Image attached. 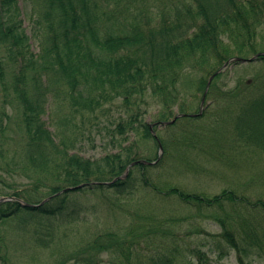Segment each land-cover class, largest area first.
Listing matches in <instances>:
<instances>
[{
  "label": "trees",
  "instance_id": "trees-1",
  "mask_svg": "<svg viewBox=\"0 0 264 264\" xmlns=\"http://www.w3.org/2000/svg\"><path fill=\"white\" fill-rule=\"evenodd\" d=\"M43 1L45 10L41 11L43 15L37 20L39 25L46 21L42 51L36 53L31 49L18 0H0V44L7 47L9 60L20 64L18 72L14 73V86L21 104L18 108L20 126L29 139L27 157L33 163H39L38 168L45 178L56 179L58 184L48 186L49 190L44 195L36 186L27 191V195L21 190H15L10 195L35 204L44 197L66 190L38 206L23 205L19 200L0 202V223L23 219L21 222L26 224V228L32 224L34 239L51 248L62 226L89 221L85 206L82 214L70 193H92L111 202L114 198L111 200V196L133 194V184L138 182L149 192L163 199L175 198L199 213L216 208L219 212L216 219L221 226L218 240L224 241L219 244L236 249L239 263L247 264L243 255H250L253 249L250 246L261 244L262 240L257 229H252L254 220H238L231 213L221 214L220 211H226L225 199L232 203L234 212L239 216L242 214L238 206L245 205L244 208L251 212L259 206L264 210V202L243 199L236 190L229 188L210 197L169 182L158 184L154 179L150 183L149 167L153 169L171 159L175 166L178 163L176 157L179 151H170L165 137L157 135L164 147L162 159L155 164L138 162L129 169L125 178L114 179L136 160L151 162L158 159L157 154L153 158L140 156L132 143L125 144L130 132H142L145 140H151L159 147L150 123L140 116L147 112L141 106L148 103L149 97L162 105L156 122L169 120L182 90L178 88L179 84L196 81L198 88L204 91L209 77L232 56H244L245 48H250L252 53L259 51L255 46L258 33L264 31V0H169L173 9L168 8L167 0H146L152 2V12L137 18V22L130 21L127 28L115 26L121 22L112 15L115 9L108 7L112 0ZM259 59H264V56ZM4 65L5 60L0 54L2 82L6 79ZM222 74H217L214 79H219ZM44 76L54 84L58 97L65 96L71 114L70 122L72 115L95 114L114 96H123L129 110H125L124 119L116 125V131L125 137L120 149L100 158H90L72 151L65 141L57 142L59 140L43 118L45 95L49 88V83L44 84ZM30 77L33 79L32 87L26 81ZM245 101L242 111L236 115V131L246 142L248 138H253L259 143L257 140L264 137L261 138L254 127L264 123V95ZM134 104L137 109L133 108ZM250 106L258 110L246 112ZM179 111L185 112V108L180 106ZM243 115L246 120L241 119ZM199 117L177 116L175 113L172 124L182 118L192 120ZM62 134L65 137V132ZM182 159L179 157L180 165L188 166L186 159ZM177 208L173 207L174 213L170 209V214L166 216L167 220L173 221L171 226L174 231ZM234 220H238L239 230L236 227L233 230ZM167 230L170 228L167 227ZM238 231H242V235ZM125 243V238L109 231L105 236L91 239L74 255L63 256L54 264H146L126 254ZM106 252H120L123 258L106 263L103 258ZM205 253L200 250V257H205ZM176 261L167 259L168 264H178L179 261Z\"/></svg>",
  "mask_w": 264,
  "mask_h": 264
},
{
  "label": "rangeland",
  "instance_id": "rangeland-1",
  "mask_svg": "<svg viewBox=\"0 0 264 264\" xmlns=\"http://www.w3.org/2000/svg\"><path fill=\"white\" fill-rule=\"evenodd\" d=\"M150 1L112 0L108 7L115 9L112 15H115L116 21L121 22L115 26L127 28L130 21L137 22V18L150 14ZM18 2L23 28L30 37L31 47L36 53L41 52L47 31L46 21L39 25L37 20L43 15L41 11L45 10L44 1ZM166 3L168 8L173 9L169 0ZM104 4L107 6V2L104 1ZM257 37L256 50H264V31L259 32ZM1 46L6 83L0 79V199L15 190H21L27 195V191L33 190L35 186L44 195L49 190L48 186L58 183L47 175L45 178L38 168L39 163H33L27 157L29 139L20 126L21 115L18 108L21 104L14 86V73L18 72L20 64L10 61L7 47ZM250 50L245 48L243 57H252L254 53ZM26 81L33 86L31 77ZM43 81L44 84L49 83L43 118L49 130L59 140L57 142L65 141L72 151L90 158H100L120 149L125 137L116 131V125L124 119L125 110L128 109L123 96H114L95 114L87 112L84 116L72 115L70 122L71 114L65 96L58 97L54 84L47 77L44 76ZM178 88L182 90L170 119L175 113L181 112L180 106L188 114L197 113L201 106L203 91L198 88L196 81L179 84ZM262 95L264 59L230 65L219 79L212 81L204 103V114L198 119L182 118L174 125L156 124L155 134L165 137L170 144V151H179L176 157L178 163L175 166L171 159L153 169L149 167V182L154 179L158 184L169 182L210 197L229 188L236 190L243 199L264 202V139H258L259 143H256L253 138H248L246 142L236 131V115L242 111L245 100H254ZM242 97L244 100H241ZM127 106L138 108L135 104ZM141 107L146 108L147 112L140 116L148 123L156 122L162 109L161 103L154 102L149 97L148 103ZM256 108L250 106L246 112H253ZM139 111L142 112L140 108ZM241 119L246 120L245 115ZM251 124L255 125L254 122ZM263 127L264 123L254 127L261 138L264 137ZM62 132H65V137ZM128 136L125 144L132 143L140 156L153 158L155 154L158 155V146L151 140H145L142 132H130ZM163 156L164 153L161 159ZM179 157L186 159L188 166L180 165ZM136 183L133 184V194L111 196V200L114 197L111 202L92 193H70L76 199L75 206L82 214L85 206L89 221L62 226L51 248L34 239L32 224L26 228V224L21 222L23 219L0 223V264H54L63 256L74 255L91 239L105 236L109 231L125 238L126 254L133 260L141 259L146 264H168L167 259H177L178 264H239L237 250L226 244H219L224 241L218 240L221 226L216 219L219 214L216 208L199 213L194 208L182 205L175 198L163 199L162 196L149 192L141 183ZM224 201L226 211H220L221 214L229 212L238 220H254L252 229H257L262 239L261 244L250 246L253 248L252 253L248 256L244 254L243 257L249 264H264L263 207H256L250 212L244 208L245 205H240L239 213L242 215L239 216L234 212L232 203L227 199ZM173 207H179L176 210L175 231L171 226L173 221L166 219L170 209L174 213ZM238 220H234L233 230L235 227L240 229L236 224ZM150 228L154 229L151 231ZM238 233L242 235V231ZM200 250L206 252L205 257H200ZM103 258L107 263L115 258H123V255L120 252H106L103 253Z\"/></svg>",
  "mask_w": 264,
  "mask_h": 264
},
{
  "label": "water",
  "instance_id": "water-1",
  "mask_svg": "<svg viewBox=\"0 0 264 264\" xmlns=\"http://www.w3.org/2000/svg\"><path fill=\"white\" fill-rule=\"evenodd\" d=\"M260 54H264V53H258V54H256L254 57H252V58H249V59H245V58H241V57H234V58H232V59H230V61H232V60H242V61H246V60H253L254 58H256L257 56H259ZM227 64H225V66H226ZM212 78H213V76L209 79V81H208V85H207V88H206V91H205V94H204V97H203V101H204V99H205V96H206V93H207V90H208V88H209V86H210V83H211V81H212ZM202 111H200V113H201ZM161 151H162V147H161ZM126 174V173H125ZM124 174V175H125ZM123 175V176H124ZM11 199H13L14 197H10ZM6 199H9V198H1V200H6Z\"/></svg>",
  "mask_w": 264,
  "mask_h": 264
},
{
  "label": "bare ground",
  "instance_id": "bare-ground-1",
  "mask_svg": "<svg viewBox=\"0 0 264 264\" xmlns=\"http://www.w3.org/2000/svg\"><path fill=\"white\" fill-rule=\"evenodd\" d=\"M217 74H219L218 71H216L215 73H213V74L211 75V77L213 76V78H215V76H216Z\"/></svg>",
  "mask_w": 264,
  "mask_h": 264
}]
</instances>
